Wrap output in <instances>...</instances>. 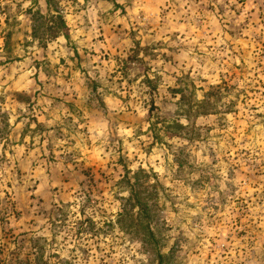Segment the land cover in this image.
Instances as JSON below:
<instances>
[{"label":"rangeland","instance_id":"obj_1","mask_svg":"<svg viewBox=\"0 0 264 264\" xmlns=\"http://www.w3.org/2000/svg\"><path fill=\"white\" fill-rule=\"evenodd\" d=\"M0 264H264V0H0Z\"/></svg>","mask_w":264,"mask_h":264},{"label":"trees","instance_id":"obj_2","mask_svg":"<svg viewBox=\"0 0 264 264\" xmlns=\"http://www.w3.org/2000/svg\"><path fill=\"white\" fill-rule=\"evenodd\" d=\"M55 20L57 22L54 25L56 30H62V28L64 27V23H63L62 17L58 14L57 17L55 18ZM158 124L159 123L154 125L153 126V130H152V131H154V137H156V138H158L157 135H159L162 131H168V130L170 131L171 129L174 128L173 124L166 125L165 123H162V125L160 127L158 126ZM133 185L141 186L138 181L135 182ZM131 190H132V192H131V200H132L133 205L138 208V211L140 212V215H142V220L148 219V217H147V209H146V206L143 204V199L140 197V193H139L138 189L137 190L131 189ZM148 235L152 238V233L149 230H148ZM157 255L160 256L159 254H157Z\"/></svg>","mask_w":264,"mask_h":264}]
</instances>
